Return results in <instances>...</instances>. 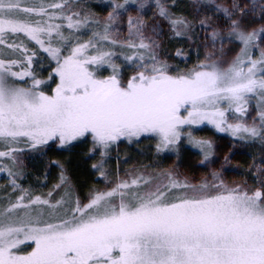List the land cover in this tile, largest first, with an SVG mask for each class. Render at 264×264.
<instances>
[{"label":"snow or ice","instance_id":"1","mask_svg":"<svg viewBox=\"0 0 264 264\" xmlns=\"http://www.w3.org/2000/svg\"><path fill=\"white\" fill-rule=\"evenodd\" d=\"M143 141L121 177L119 146ZM81 156L103 182L83 197ZM30 164L56 170L46 194ZM0 174V264H264V0H0Z\"/></svg>","mask_w":264,"mask_h":264},{"label":"rangeland","instance_id":"2","mask_svg":"<svg viewBox=\"0 0 264 264\" xmlns=\"http://www.w3.org/2000/svg\"><path fill=\"white\" fill-rule=\"evenodd\" d=\"M217 2H221V0H217ZM179 3L182 5H187V4L191 3V0H179ZM187 11H188V9H185V12H187ZM101 14H103V13H101ZM168 47L171 51H174V48L172 47L171 44H169ZM252 114L254 115V112ZM249 119H250V117H249ZM199 128H200V130H198L196 132V134L198 136H203V137L212 139L218 153L222 154L224 151L227 150V148L229 146H231V137L227 136L226 134L215 133L214 129H212L208 125H201V126H199ZM150 147H151V144L148 141H143L140 147H137L135 145L125 146L124 144H121L119 146V152H120V157H121V162L119 164V168H120L121 177L124 176L125 170H131V169L137 167L140 163L149 164L151 162L152 154L149 151ZM258 148H259V146H256L253 148H235L234 149V153L232 155L233 164L225 172V179L229 183H231L234 180L239 181V180L246 178L243 175V173L247 170L248 164L251 162V155L252 154L258 155L259 154ZM142 152H143V154H142ZM75 159H76V157L70 158L67 162L68 171H69L70 176L72 175L71 171H73V174L75 173L74 169L71 170L69 168V166H71V164H73ZM80 159H82L87 166L86 171H85L86 175L87 176L93 175V173L90 169V165H91L92 161L87 160L83 156H81ZM173 159H174V157L172 159H165L163 161L162 166L167 167L168 165H170L173 162ZM178 163L181 165L180 171L182 173H184L185 175L189 176L190 178H192L193 180H198L202 176L206 175V169L201 167V166H193L191 168H186L183 166V161H178ZM108 166L112 171H115L116 166H117L116 160H115V152H113V159H111L109 161ZM32 169H36V170L38 169L37 171H35L36 173L40 172V170H41V168H39L38 166H33L30 164L29 170H32ZM51 170L47 173V175H49ZM41 172H42L40 175L41 177L38 180L29 179V178H31V176H33V174L27 173L26 178L21 180L20 183H22L25 187H29L27 185L30 184L31 185L30 187L34 190V194H35L36 191L33 188V185H36V184L45 185L44 182H46L47 186L46 185H45L46 187L43 186L42 189L40 190V194H46L45 192L49 191V188L52 186L53 183H55V181L53 182L52 178L48 179L47 181H44V178H45L44 170L42 169ZM27 178L29 181H27ZM247 178L249 179V182L251 183V178L250 177H247ZM94 183L97 185H100V186H102V184H103L102 180L99 177L97 178L96 181H94ZM88 186L90 187L92 185L88 184L86 186L87 188L86 187H83L81 189L77 188L76 189L77 194L80 195L81 197H83L87 193V190L89 188ZM41 192H43V193H41ZM10 194L11 193H9V191H8V187H7L6 181L3 177V174H0V199H3V198H5L6 195H10Z\"/></svg>","mask_w":264,"mask_h":264},{"label":"trees","instance_id":"3","mask_svg":"<svg viewBox=\"0 0 264 264\" xmlns=\"http://www.w3.org/2000/svg\"><path fill=\"white\" fill-rule=\"evenodd\" d=\"M184 65L181 64V67H183ZM86 164L85 162L80 159V158H76L75 161L73 162V164H71V166H69V168L71 170H75V173L73 174V171L72 172V175H71V179H72V182L73 184L75 185V189H81L83 187H86L88 184H91L93 185L94 181L97 180V176H95L94 174L93 175H90V176H87L86 175ZM38 170V169H37ZM36 169H32V170H29L28 173H31L33 174V176H31V178L29 179H36L38 180L41 176V171H42V168L40 170V172L36 173L35 171H37ZM56 170L53 168L51 170V172L49 173V175L46 176V178H44V181H47L48 179L52 178L53 179V182L55 181L56 179ZM27 181L28 178H27ZM28 184V183H27ZM44 184L47 186L46 182H44ZM45 185H39V184H36V185H33V188L35 189V194H40V190L42 189V187H46ZM27 186H31L30 184H28ZM89 187V186H88ZM87 188V187H86ZM86 191V190H85ZM48 192V191H47ZM45 192V193H47ZM43 193V192H41Z\"/></svg>","mask_w":264,"mask_h":264}]
</instances>
